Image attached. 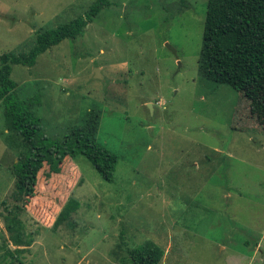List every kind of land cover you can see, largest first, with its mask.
Instances as JSON below:
<instances>
[{"label":"rangeland","instance_id":"rangeland-1","mask_svg":"<svg viewBox=\"0 0 264 264\" xmlns=\"http://www.w3.org/2000/svg\"><path fill=\"white\" fill-rule=\"evenodd\" d=\"M93 1L0 0V56ZM207 5L112 0L82 35L13 65L14 98L45 136L64 140L96 109L97 141L119 160L108 181L57 150L23 215L33 241L13 258L3 215L19 157L8 140L20 138L0 106V264H136L120 246L149 239L160 264H264V131L233 129L240 92L199 70ZM253 111L245 101L241 114Z\"/></svg>","mask_w":264,"mask_h":264},{"label":"trees","instance_id":"trees-1","mask_svg":"<svg viewBox=\"0 0 264 264\" xmlns=\"http://www.w3.org/2000/svg\"><path fill=\"white\" fill-rule=\"evenodd\" d=\"M111 5L112 0H94L83 14L56 28L39 31L29 51L4 52L0 56V106L4 108L10 131L20 138L16 144L8 140L11 147L16 146L19 157L12 165L15 186L10 198L4 200L3 215L7 241L15 246L8 250L13 258L33 241V232L28 231L23 215L36 195L41 173L50 158L59 154L57 150L71 158L83 155L108 181L114 180L119 160L116 153L97 141L101 115L96 109L88 112L84 125L71 128L64 140L51 141L45 136L40 119L14 98L17 82L12 78L13 65L34 66L39 55L65 39L82 35L94 18ZM199 70L209 79L240 92L233 129L252 127L264 131V0H208ZM256 85L263 87L260 93L253 91ZM248 100L255 111L251 116H243L241 110ZM123 243L120 248L136 264H160L165 254L151 239L140 247Z\"/></svg>","mask_w":264,"mask_h":264},{"label":"water","instance_id":"water-1","mask_svg":"<svg viewBox=\"0 0 264 264\" xmlns=\"http://www.w3.org/2000/svg\"><path fill=\"white\" fill-rule=\"evenodd\" d=\"M168 48L175 54L177 55V50L171 45V44H167ZM96 77H102V74L100 72V69H97V72H96ZM151 105V104H150ZM152 106V105H151Z\"/></svg>","mask_w":264,"mask_h":264}]
</instances>
